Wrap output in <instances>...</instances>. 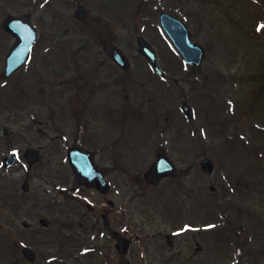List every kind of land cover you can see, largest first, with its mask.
<instances>
[{
    "label": "rangeland",
    "instance_id": "1",
    "mask_svg": "<svg viewBox=\"0 0 264 264\" xmlns=\"http://www.w3.org/2000/svg\"><path fill=\"white\" fill-rule=\"evenodd\" d=\"M80 1L108 21L117 20V42L136 61V80L125 92L144 103L155 94L164 129L154 131L157 119H145L141 142L120 157L122 169L109 175L114 183L108 193L73 190L68 162L50 159L57 149L49 147V136L64 123L62 107L57 105L54 122L45 102L57 96V83L49 81L58 70L54 66L69 65L75 49L42 46L77 45L94 36L69 29L75 1L0 0V160L30 146L44 149L30 170L24 163L0 169V181L9 187L0 196V264L23 259V244L38 250L35 264H264V0ZM162 9L184 18L194 39L207 47V58L196 69L161 36ZM55 11L63 17L52 21ZM9 13H30L40 36L25 66L6 78L4 59L14 38L2 21ZM149 33L162 53L165 79L149 81L141 70L136 37ZM91 43L84 55L100 52ZM45 53L44 63L53 64L47 73ZM184 100L193 106L192 118L181 111ZM158 149L171 154L182 171L177 179L150 186L143 172ZM205 156L216 163L212 174L201 168ZM111 162L104 156L103 165ZM28 175L31 186L24 192ZM43 217L50 220L48 227L39 223ZM166 234H173L172 245ZM122 235L132 241L127 255L115 248Z\"/></svg>",
    "mask_w": 264,
    "mask_h": 264
},
{
    "label": "flooded vegetation",
    "instance_id": "2",
    "mask_svg": "<svg viewBox=\"0 0 264 264\" xmlns=\"http://www.w3.org/2000/svg\"><path fill=\"white\" fill-rule=\"evenodd\" d=\"M74 1L76 4L75 11L67 15L69 29L73 32L86 31L87 33H91L94 38L89 41L78 40L79 43L77 45H72V42H70V44L48 43L42 46L44 47L43 51H57V49H61L63 46L64 48L71 46L75 49L72 57L70 54H67L70 55L69 65L54 66L58 70L49 77L50 82L57 83V86H55L57 87L55 91L57 92V96L48 97L50 92H45L44 94L45 98L48 97L45 107L49 111V117L56 122L58 105L62 107L60 116L64 122V125L58 124V131L54 135L51 134L49 136V147L55 144L57 149L54 151L55 155L52 152L50 159L52 161L63 159L68 162L73 173L72 186L79 190L91 188L76 183L71 160L76 154H79L81 158L83 156L94 158L112 187L114 181L109 175L122 169L120 157H124L127 150L136 146L137 141L141 142L140 129L144 128L145 119L151 120L152 118L154 121L157 119L154 123L160 126L158 132L164 129L161 128V125L164 127L162 119H158L159 115H161L158 112L161 103L153 93L148 96L147 101L144 103L142 102V98L138 99L135 94L131 98L129 93L125 92L127 85L133 84L136 80V61L128 55L130 62L127 65L129 67L125 68L110 58L106 51H104V47L110 46V44L114 47H116L115 45H119L117 34H115L118 33L115 29L117 27V20L109 18L111 21H108L104 15L101 16L100 13H94L89 7L87 14L83 15L79 11L81 9H77L78 4L82 3L80 0H67L71 4ZM162 11L173 13L169 9H162L157 12L159 19ZM173 14L176 15L175 13ZM52 15V21L63 17L59 11H55ZM149 31L151 33V30ZM150 33L148 34L149 38L152 36ZM91 42H95V46L99 47L100 52L96 55H84V53H87L86 48L92 44ZM157 51L160 66L166 71V76L167 69L163 63L162 53L159 48H157ZM138 53L143 56V67L141 70H145L146 72V74L144 73V77L149 81L153 79L158 80L161 77L160 74L156 70H152L149 60L143 54L139 51ZM45 56L46 53L42 60L44 64L43 72L47 73V67L50 66V70L48 69V72H50L53 64L51 62L49 64L44 63ZM68 66L69 68H67ZM165 76L162 79H165ZM6 133L8 134V131ZM136 133L139 135H136ZM135 136H137L136 140L134 139ZM38 148L44 151L43 146L40 145ZM75 148L80 149L78 153L72 152ZM159 151L165 150L158 149L157 152ZM23 154L22 156H18V164H28L30 170L33 164L29 163V160ZM104 156L111 158L112 162L103 165ZM0 169L2 172L8 169L5 167L2 159L0 160ZM178 177L179 175L166 179H177ZM27 178H24L23 182L26 181L31 186L30 175ZM134 182L138 183L139 179L134 180ZM8 188L6 185L4 187L0 181V196H5L6 194L3 190ZM19 259V264L25 263L22 258ZM29 264L33 263L30 262Z\"/></svg>",
    "mask_w": 264,
    "mask_h": 264
},
{
    "label": "water",
    "instance_id": "3",
    "mask_svg": "<svg viewBox=\"0 0 264 264\" xmlns=\"http://www.w3.org/2000/svg\"><path fill=\"white\" fill-rule=\"evenodd\" d=\"M79 8L81 9V14H84L85 8L83 6H80ZM161 16L164 27H166L173 42L180 49L183 57L191 64L201 63L206 58L205 47L198 42H193L188 26H186L180 19L168 15L165 12H163ZM3 23L4 28L16 37V40L6 57L5 74L8 76L26 62L33 46L35 45V40L39 32L33 25V22H31L30 15L27 13L22 15L9 14L4 19ZM139 43L141 51H143L151 60L152 66L159 70L155 50L152 49L149 42L143 37L139 38ZM110 48L113 47L110 46ZM110 48L108 49L109 53H111L117 61L124 62L125 57L120 55L121 51L119 50V53H116L115 51L110 50ZM183 111H185L187 116L193 115V111L188 104L184 105ZM75 150H77V152ZM78 150L79 149H74L72 152L78 153ZM28 154L33 160L39 159L40 157L38 151L34 149H30V152H27L26 155L28 156ZM5 161H7L8 165L15 163V156L11 155L5 158ZM71 163L77 174L78 181L86 182L88 185L96 184L104 192L109 190L108 183L103 178L102 173L96 168L93 158L88 156H83V158H81L79 154H76L71 160ZM202 163L203 168L206 171L212 172L214 169V163L212 160L206 158ZM176 171V166L173 164L169 155L166 153H159L157 159L151 164L148 171L144 173V177H146L147 181L157 184L162 177L169 174L175 175ZM42 222L48 224V221H45L44 219ZM168 238L170 237L168 236ZM129 246L130 241H128L127 238H119L117 243L118 251L127 252ZM24 252L29 258L35 259V251H32L27 247ZM9 264H16V262L13 261Z\"/></svg>",
    "mask_w": 264,
    "mask_h": 264
},
{
    "label": "snow or ice",
    "instance_id": "4",
    "mask_svg": "<svg viewBox=\"0 0 264 264\" xmlns=\"http://www.w3.org/2000/svg\"><path fill=\"white\" fill-rule=\"evenodd\" d=\"M259 30V29H258ZM211 227V226H210Z\"/></svg>",
    "mask_w": 264,
    "mask_h": 264
}]
</instances>
